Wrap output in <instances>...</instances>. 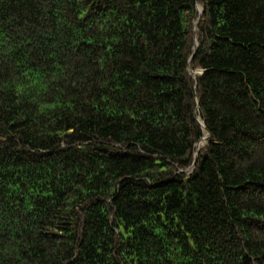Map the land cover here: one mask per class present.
I'll list each match as a JSON object with an SVG mask.
<instances>
[{
    "label": "trees",
    "instance_id": "obj_1",
    "mask_svg": "<svg viewBox=\"0 0 264 264\" xmlns=\"http://www.w3.org/2000/svg\"><path fill=\"white\" fill-rule=\"evenodd\" d=\"M0 264H264V0H0Z\"/></svg>",
    "mask_w": 264,
    "mask_h": 264
},
{
    "label": "water",
    "instance_id": "obj_2",
    "mask_svg": "<svg viewBox=\"0 0 264 264\" xmlns=\"http://www.w3.org/2000/svg\"><path fill=\"white\" fill-rule=\"evenodd\" d=\"M197 12L199 13V18H198V21L200 20V18H201V14H202V12H203V10H201V11H199L198 10V6H197ZM197 25L198 24H196L195 26L197 27ZM191 74H193V72H190ZM202 126H203V124H202ZM209 137V135H206L203 139H202V141L201 142H203L205 139H207ZM201 144V143H200ZM200 144L197 146V151H199V149H200ZM197 161V155L195 156V161H194V163ZM191 168H193V167H191Z\"/></svg>",
    "mask_w": 264,
    "mask_h": 264
},
{
    "label": "bare ground",
    "instance_id": "obj_3",
    "mask_svg": "<svg viewBox=\"0 0 264 264\" xmlns=\"http://www.w3.org/2000/svg\"><path fill=\"white\" fill-rule=\"evenodd\" d=\"M198 10L201 11L202 8L200 9V7L198 6ZM198 22H199V21L197 20L196 24H198ZM196 24H195V25H196ZM196 28H197V27L195 26V29H196ZM195 46H197V42H196V40H195Z\"/></svg>",
    "mask_w": 264,
    "mask_h": 264
},
{
    "label": "rangeland",
    "instance_id": "obj_4",
    "mask_svg": "<svg viewBox=\"0 0 264 264\" xmlns=\"http://www.w3.org/2000/svg\"><path fill=\"white\" fill-rule=\"evenodd\" d=\"M200 9H201V7H200ZM194 73H199L198 71H196V72H194Z\"/></svg>",
    "mask_w": 264,
    "mask_h": 264
}]
</instances>
